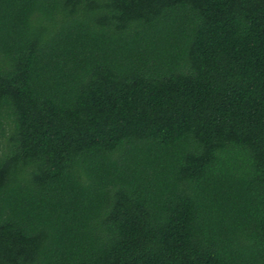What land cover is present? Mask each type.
I'll return each mask as SVG.
<instances>
[{
  "label": "trees",
  "instance_id": "obj_1",
  "mask_svg": "<svg viewBox=\"0 0 264 264\" xmlns=\"http://www.w3.org/2000/svg\"><path fill=\"white\" fill-rule=\"evenodd\" d=\"M0 264H264V0H0Z\"/></svg>",
  "mask_w": 264,
  "mask_h": 264
}]
</instances>
